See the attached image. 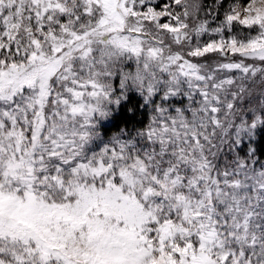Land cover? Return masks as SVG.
Wrapping results in <instances>:
<instances>
[{"label":"snow or ice","instance_id":"1","mask_svg":"<svg viewBox=\"0 0 264 264\" xmlns=\"http://www.w3.org/2000/svg\"><path fill=\"white\" fill-rule=\"evenodd\" d=\"M264 0H0V264H264Z\"/></svg>","mask_w":264,"mask_h":264},{"label":"trees","instance_id":"2","mask_svg":"<svg viewBox=\"0 0 264 264\" xmlns=\"http://www.w3.org/2000/svg\"><path fill=\"white\" fill-rule=\"evenodd\" d=\"M260 147H261V151H264V142L261 143Z\"/></svg>","mask_w":264,"mask_h":264},{"label":"rangeland","instance_id":"3","mask_svg":"<svg viewBox=\"0 0 264 264\" xmlns=\"http://www.w3.org/2000/svg\"><path fill=\"white\" fill-rule=\"evenodd\" d=\"M209 2H210V0H209ZM229 2H231V0H229Z\"/></svg>","mask_w":264,"mask_h":264}]
</instances>
